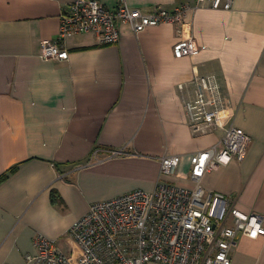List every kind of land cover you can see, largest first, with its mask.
I'll use <instances>...</instances> for the list:
<instances>
[{
	"label": "crops",
	"instance_id": "crops-1",
	"mask_svg": "<svg viewBox=\"0 0 264 264\" xmlns=\"http://www.w3.org/2000/svg\"><path fill=\"white\" fill-rule=\"evenodd\" d=\"M143 12L188 3L182 31L161 23L101 44L92 33L65 39L67 60L40 56L57 37L72 0H0V264H34L41 234L66 251L72 224L90 205L141 189L154 190L160 160L179 155L163 180L187 187L191 156L220 147L233 125L250 136L245 157L206 172L205 191L230 195L234 206L264 218V0H99ZM191 35L200 50L176 57ZM213 75L222 109L210 130L201 120L193 79ZM72 246V243H71ZM231 264H264V235L238 234Z\"/></svg>",
	"mask_w": 264,
	"mask_h": 264
},
{
	"label": "built area",
	"instance_id": "built-area-1",
	"mask_svg": "<svg viewBox=\"0 0 264 264\" xmlns=\"http://www.w3.org/2000/svg\"><path fill=\"white\" fill-rule=\"evenodd\" d=\"M209 1L214 8L231 7V0ZM191 8L188 3L172 9L158 5L143 12L124 2L108 7L99 0H72L60 15L56 39L42 41L40 56L67 60L64 41L75 34L92 33L99 43L113 44L120 37L122 23L136 32L161 23L175 24L183 31L188 25L184 17ZM199 50L187 34L173 46L176 57L195 55ZM193 83L201 120L192 128L204 133L216 125L222 109L221 91L213 75L196 76ZM249 143L250 136L243 129L226 128L220 147L213 145L191 156V187L163 180L177 172L180 157H162L160 179L153 191L136 189L93 202L70 227L72 252L66 253L37 234L33 241L36 252L27 255V260L34 264H231L237 235H264V218L236 208L230 195L205 191L199 181L206 172L242 160Z\"/></svg>",
	"mask_w": 264,
	"mask_h": 264
},
{
	"label": "rangeland",
	"instance_id": "rangeland-1",
	"mask_svg": "<svg viewBox=\"0 0 264 264\" xmlns=\"http://www.w3.org/2000/svg\"><path fill=\"white\" fill-rule=\"evenodd\" d=\"M72 242H73L72 239H70V240H69V243H68V247H69V248L65 251L66 253L72 252V246H71V243H72ZM74 251H75V252H78V251H79V248H78L77 246H75Z\"/></svg>",
	"mask_w": 264,
	"mask_h": 264
},
{
	"label": "trees",
	"instance_id": "trees-1",
	"mask_svg": "<svg viewBox=\"0 0 264 264\" xmlns=\"http://www.w3.org/2000/svg\"><path fill=\"white\" fill-rule=\"evenodd\" d=\"M5 174H3L2 176H0V181L3 180L5 178Z\"/></svg>",
	"mask_w": 264,
	"mask_h": 264
}]
</instances>
